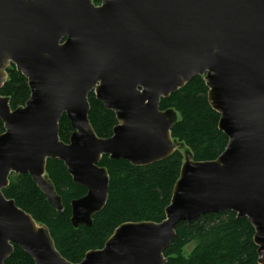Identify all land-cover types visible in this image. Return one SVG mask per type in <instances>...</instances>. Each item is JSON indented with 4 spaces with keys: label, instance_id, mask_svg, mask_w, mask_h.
I'll list each match as a JSON object with an SVG mask.
<instances>
[{
    "label": "water",
    "instance_id": "water-1",
    "mask_svg": "<svg viewBox=\"0 0 264 264\" xmlns=\"http://www.w3.org/2000/svg\"><path fill=\"white\" fill-rule=\"evenodd\" d=\"M12 65L31 96L12 109L0 95V264L15 247L34 264H74L46 225L5 197L12 174L30 175L61 212L47 164L62 161L87 190L71 203V223L91 227L109 201L102 159L145 167L179 151L177 112L160 103L198 76L220 115L225 151L204 162L187 152L165 220L120 225L78 264H168L179 223L222 212L253 226L264 264V0H0V90ZM91 93L116 115L109 138L90 123ZM64 116L69 143L60 138Z\"/></svg>",
    "mask_w": 264,
    "mask_h": 264
},
{
    "label": "trees",
    "instance_id": "trees-1",
    "mask_svg": "<svg viewBox=\"0 0 264 264\" xmlns=\"http://www.w3.org/2000/svg\"><path fill=\"white\" fill-rule=\"evenodd\" d=\"M96 4L100 0H94ZM8 80L0 90L9 98L12 109L24 106L30 99L28 80L14 65L9 67ZM208 87L204 77L190 83L167 99H162L160 110H174L179 116L173 126L172 137L184 144L198 162L215 161L226 149L228 138L219 130L220 115L208 102ZM89 120L100 138H109L117 126L114 112L89 95ZM5 132L0 120V135ZM73 133L69 119L60 122V138L66 143ZM185 157L176 151L171 157L145 167H136L125 160H111L105 156L100 166L110 176L109 201L93 217L91 227H73L71 203L84 197L87 190L75 184L64 163L49 160L47 175L61 197L64 210L57 211L38 189L30 175L12 174L3 194L30 214L37 223L46 225L56 247L69 262L78 264L90 251L104 248L114 231L124 223L156 222L165 220L174 186L179 179ZM255 230L247 219H238L234 212L204 215L190 222H181L176 237L165 251L168 264H259ZM193 242L197 246L186 256L185 249ZM5 264H34L33 259L15 247Z\"/></svg>",
    "mask_w": 264,
    "mask_h": 264
},
{
    "label": "rangeland",
    "instance_id": "rangeland-1",
    "mask_svg": "<svg viewBox=\"0 0 264 264\" xmlns=\"http://www.w3.org/2000/svg\"><path fill=\"white\" fill-rule=\"evenodd\" d=\"M177 117H178L177 120H179V116H178V114H177ZM179 151L183 153L184 157H185V155H186L187 152H190V151L184 146V144H183V147H182ZM197 244H198L197 242H193L191 245H189V246L185 249V255L188 256V255L191 253V251L197 246Z\"/></svg>",
    "mask_w": 264,
    "mask_h": 264
},
{
    "label": "flooded vegetation",
    "instance_id": "flooded-vegetation-1",
    "mask_svg": "<svg viewBox=\"0 0 264 264\" xmlns=\"http://www.w3.org/2000/svg\"><path fill=\"white\" fill-rule=\"evenodd\" d=\"M101 4V0H100V3L99 4H96V5H100Z\"/></svg>",
    "mask_w": 264,
    "mask_h": 264
}]
</instances>
